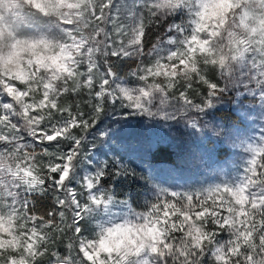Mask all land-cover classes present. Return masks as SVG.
I'll return each instance as SVG.
<instances>
[{"label":"snow or ice","instance_id":"obj_1","mask_svg":"<svg viewBox=\"0 0 264 264\" xmlns=\"http://www.w3.org/2000/svg\"><path fill=\"white\" fill-rule=\"evenodd\" d=\"M0 264H264V0H0Z\"/></svg>","mask_w":264,"mask_h":264},{"label":"trees","instance_id":"obj_2","mask_svg":"<svg viewBox=\"0 0 264 264\" xmlns=\"http://www.w3.org/2000/svg\"><path fill=\"white\" fill-rule=\"evenodd\" d=\"M156 159L162 160V159H167V157H164V156H162V157H156Z\"/></svg>","mask_w":264,"mask_h":264},{"label":"rangeland","instance_id":"obj_3","mask_svg":"<svg viewBox=\"0 0 264 264\" xmlns=\"http://www.w3.org/2000/svg\"><path fill=\"white\" fill-rule=\"evenodd\" d=\"M162 134V133H161Z\"/></svg>","mask_w":264,"mask_h":264}]
</instances>
